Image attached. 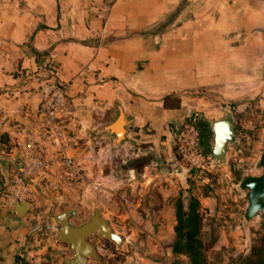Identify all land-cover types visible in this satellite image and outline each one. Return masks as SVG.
I'll list each match as a JSON object with an SVG mask.
<instances>
[{
  "label": "crops",
  "instance_id": "obj_1",
  "mask_svg": "<svg viewBox=\"0 0 264 264\" xmlns=\"http://www.w3.org/2000/svg\"><path fill=\"white\" fill-rule=\"evenodd\" d=\"M55 84L92 145L121 109L122 147L171 158L170 126L264 104V0H0V144L16 123L46 120ZM39 201L21 220L0 198V264L60 263L64 243Z\"/></svg>",
  "mask_w": 264,
  "mask_h": 264
},
{
  "label": "rangeland",
  "instance_id": "obj_2",
  "mask_svg": "<svg viewBox=\"0 0 264 264\" xmlns=\"http://www.w3.org/2000/svg\"><path fill=\"white\" fill-rule=\"evenodd\" d=\"M235 106L231 105L235 135L223 161L203 155L202 166L191 173L173 148L171 158L151 154L149 163L136 173L127 163L149 154L134 146L122 147L125 140L114 148L101 133L88 147L92 157L85 159L97 186L78 202H70L65 196L53 203L39 198L38 209L46 210L53 223V215L75 210L71 221L81 224L94 207L99 208L123 242L118 246L105 236H93L89 241L98 259L88 258V264H189L185 255L172 252L174 203L177 198L186 203L194 196L200 202V237L207 248V264H249L252 247L264 235V216L246 217L248 190L239 183L245 176L261 172L258 161L264 147V104L255 99L240 108ZM210 143L213 147V135ZM71 254L64 243L59 264H66L64 260Z\"/></svg>",
  "mask_w": 264,
  "mask_h": 264
},
{
  "label": "built area",
  "instance_id": "obj_3",
  "mask_svg": "<svg viewBox=\"0 0 264 264\" xmlns=\"http://www.w3.org/2000/svg\"><path fill=\"white\" fill-rule=\"evenodd\" d=\"M54 72L53 64L49 67ZM63 87L55 84L44 101L46 120H38L30 127L14 125L15 136L0 144V155L12 160L9 180L0 177V198L13 208L14 199L34 201L42 197L39 190L50 198L65 196L78 202L97 186L86 162L91 145L86 128L77 123L67 110ZM197 112L178 127L170 126L174 151L187 171L202 166L203 155L199 144ZM39 189V190H38Z\"/></svg>",
  "mask_w": 264,
  "mask_h": 264
},
{
  "label": "water",
  "instance_id": "obj_4",
  "mask_svg": "<svg viewBox=\"0 0 264 264\" xmlns=\"http://www.w3.org/2000/svg\"><path fill=\"white\" fill-rule=\"evenodd\" d=\"M84 113L81 112V115L85 117ZM208 124L214 137L211 156L217 161H223L227 145L235 135L234 124L230 118H223ZM127 126L128 121L120 109L117 118L98 129L96 134L106 133L113 136L112 147L115 148L124 140ZM3 158L11 161L12 164H16L14 160L7 156H3ZM258 163L261 172L257 175H247L239 183L240 188L248 190V206L245 212L248 218L255 217L258 214L264 216V147ZM6 179L9 180V174L6 175ZM39 193L42 197L48 199L50 203L64 199L62 196L50 198L47 193L41 190H39ZM31 205L30 201L14 199L13 206L16 216L21 220H27L26 212L31 208ZM75 215L76 211L71 210L60 211L52 216L55 221L53 227L56 231V239L59 242L66 243L72 253L65 258L64 262L66 264H88V258L98 259L94 246L89 241L93 233L105 236L118 246L123 242L122 237L112 230L108 221L101 215L99 208L94 207L89 220L80 225L72 224L71 218Z\"/></svg>",
  "mask_w": 264,
  "mask_h": 264
},
{
  "label": "trees",
  "instance_id": "obj_5",
  "mask_svg": "<svg viewBox=\"0 0 264 264\" xmlns=\"http://www.w3.org/2000/svg\"><path fill=\"white\" fill-rule=\"evenodd\" d=\"M164 106H167L166 100ZM202 123L204 125H201ZM197 128L201 153L204 156H209L212 154L210 139L213 133L208 122L200 117L197 120ZM150 158V154L138 156L128 162L127 167L133 168L136 173H140L142 167L149 163ZM194 170L196 169H191L190 172L193 173ZM203 193L207 195L208 189H205ZM174 210L176 224L173 228L175 237L172 252L185 255L189 264H207L205 255L207 248L200 237L202 215L199 200L194 196H189L185 203L181 198H177L174 203ZM249 264H264V235L252 247Z\"/></svg>",
  "mask_w": 264,
  "mask_h": 264
},
{
  "label": "flooded vegetation",
  "instance_id": "obj_6",
  "mask_svg": "<svg viewBox=\"0 0 264 264\" xmlns=\"http://www.w3.org/2000/svg\"><path fill=\"white\" fill-rule=\"evenodd\" d=\"M31 214V209H29L27 212H26V215H30ZM73 218V217H72ZM71 218V219H72ZM89 218H90V216L87 218V220H89ZM86 220V221H87ZM73 225H80V223L79 224H74V223H72ZM95 235H98L97 233H93V235L89 238V239H91V238H93V236H95ZM94 249H95V246H94ZM96 251V250H95Z\"/></svg>",
  "mask_w": 264,
  "mask_h": 264
},
{
  "label": "bare ground",
  "instance_id": "obj_7",
  "mask_svg": "<svg viewBox=\"0 0 264 264\" xmlns=\"http://www.w3.org/2000/svg\"><path fill=\"white\" fill-rule=\"evenodd\" d=\"M84 115H85V113H84Z\"/></svg>",
  "mask_w": 264,
  "mask_h": 264
}]
</instances>
